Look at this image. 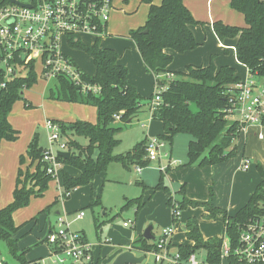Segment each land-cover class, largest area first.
I'll use <instances>...</instances> for the list:
<instances>
[{
    "label": "trees",
    "instance_id": "obj_1",
    "mask_svg": "<svg viewBox=\"0 0 264 264\" xmlns=\"http://www.w3.org/2000/svg\"><path fill=\"white\" fill-rule=\"evenodd\" d=\"M141 1L149 5L147 18L144 25L129 31V37L136 45L145 70L155 75L156 88L166 86L159 91L161 102L151 111V117L162 123L163 131L158 135L159 138L171 143L177 133L189 134L192 139L187 144L186 164L196 162L203 166L227 160L236 152L234 144L240 133L238 122L226 117L225 110L230 106L228 90L234 88L241 78L236 75L233 67H217L211 58L206 66L188 65L184 72L173 73L174 77L167 79V66L173 59L168 50L183 53L196 48L198 42L190 26L199 24L200 21L194 19L183 0H161L159 4H153L152 0ZM8 2L9 0H0V5ZM229 7L243 15L245 26L229 25L216 20L212 23L215 35L219 40L236 39L234 50L237 61L250 73L264 76V0H229ZM68 44L83 50L91 57L94 73L88 74L80 69V77L84 82L99 86V92H83L81 87L66 75L56 74L54 79L57 86L55 90H50L48 96L52 100L92 105L96 108L97 119L95 123L84 120L71 123L53 120L61 126L70 152L67 159L58 156V160L77 169L79 174L74 176L65 169L61 170L60 197H55L28 222L36 220L38 214L48 212L60 199L68 198L71 190L89 185L96 175L106 170L111 161H119L125 168L132 165L142 168L150 163L146 158V138L137 141L125 154H113L112 151L119 143L115 137L116 133L131 122L143 105L147 104L149 109L154 94L143 97L137 92L128 80L127 68L118 62V53L112 48L100 47L99 38L92 44L69 39ZM70 61L76 66L73 60ZM36 73L31 62L25 76L11 79L0 89V142L3 139L11 141L17 138L18 131L10 125L8 115L13 104L22 98V90L35 83ZM24 105L31 107L25 100ZM118 113V122H122L123 126L115 123L114 115ZM67 132L85 137L88 143L81 145L77 140L70 138ZM42 149L37 135L34 134L25 154L19 156L20 166L25 164L26 159L28 163L24 168L19 167L17 170L12 201L0 208V240L6 243L8 252L19 260L18 264L27 263L24 251L18 250L15 237L18 229L24 224L15 225L12 214L26 207L31 198L42 197L52 180L51 175L46 173L45 164L41 162ZM257 169L262 177L261 182L247 202L233 215L215 207L210 200H189L184 194L183 186L178 192L181 199H176L178 208L182 210L187 206H202L209 212V216L221 213L225 222L224 236L229 239L230 245L234 246L238 242L241 226L250 218L259 215L264 203V172L259 165ZM138 183L142 184L139 181ZM153 189L168 192L161 174ZM131 203L136 204L137 210L144 205L141 198L130 200L126 205ZM98 204V197L91 198L87 206ZM166 204L172 207L170 198ZM172 219L177 220L173 213ZM185 228L186 237L193 241V244L176 246L180 264H186L189 255L200 249L205 251V264H218L221 260L223 237L204 240L194 218L188 219ZM130 247L141 249L143 252L155 249L154 243L141 235L135 238ZM227 261L229 264H239L232 257L227 258Z\"/></svg>",
    "mask_w": 264,
    "mask_h": 264
},
{
    "label": "crops",
    "instance_id": "obj_2",
    "mask_svg": "<svg viewBox=\"0 0 264 264\" xmlns=\"http://www.w3.org/2000/svg\"><path fill=\"white\" fill-rule=\"evenodd\" d=\"M160 1L161 0H152L153 4H159ZM183 1L185 6L189 9L194 19L196 20L201 19L199 15V7L203 6L205 3L208 12V16H207L208 21H206L203 26L196 24L190 26L193 35L195 37V40L198 42V46L196 48L189 51H185L183 53H177L170 49L168 50L173 55L172 61L174 60L175 62L180 63L181 67H185L186 65L205 66L207 65L209 55L214 54L215 55L214 61L217 67L221 65H229L235 69L236 75L240 76V74H238L236 69V67L240 66L242 68H245V73H246V67L240 64L235 56L234 44L236 39L219 40L213 31L212 23L216 21L218 18L215 17L214 14L211 12L212 3L214 0H183ZM111 4H112V8L110 10L111 15L109 13V18L111 17V19H108L109 23L107 22L105 27V32L100 37V47L112 48L118 53L119 55L118 62L124 65L128 70L127 77L129 82L135 86L137 92L141 96L148 97L149 95L154 94L156 91L155 75L145 70L143 61L136 48V45L134 41L129 37V31L131 29H135L144 25V22L147 18L149 5L143 3L141 0H121L119 5L114 6L113 3ZM141 5L146 6L145 14L143 16L144 18L135 17V15H129V16L127 15L125 16L121 14L117 15L115 13L122 11L124 13L128 12V14L134 12L133 14H135L137 9ZM225 8H227L228 12L230 13L236 12L235 10L229 8V4L228 5L226 4ZM239 14L242 15L241 13ZM224 23L228 24L227 22ZM112 35L116 37L111 38ZM230 52L231 55H229ZM67 56L71 60H73L72 57H70L69 55ZM172 61L167 66L168 75L174 73V70L171 69V66L174 65ZM76 66H78L79 69L82 68L80 67L81 65L76 64ZM94 71L95 68L91 72H89V74H93ZM182 71H185V69H182ZM145 79H148L149 83L142 85V82ZM153 88L154 91L152 92ZM33 98L34 95L27 92L25 99L29 101L30 104H32L31 99ZM18 101L19 100H17L13 104L11 111L8 115V121L10 125L12 126L13 129L18 131L17 138L11 141L3 139L0 142V208L6 206L8 203L12 201V192L15 187L17 170L19 167L24 168L25 165L28 163V159H26L25 164L20 166L19 156L25 154L27 146L31 141L32 137L34 136V134L37 135L39 145L41 147H46L45 144L44 146L41 145L39 142L41 141V138H44V142L47 144V132L44 127L45 119L47 118L52 120L57 119L65 123H71L74 122L75 120H84L91 123H95L97 119L96 108L92 105L82 104L77 102L56 101L52 99L47 100L41 97L40 100H38L39 103L41 105H44V107H47L44 113L51 112V110L53 111L51 113L53 116L51 117L46 116L43 120L42 119L40 120L41 123L40 127L44 130V134L41 137L40 133L36 131V125H37L36 122L33 120L29 121L28 119H25L28 116H30L29 110H31V108L29 109L25 107L24 102L21 101H20L21 103L17 105ZM143 107H145V109L148 112L149 115L148 121L153 120V118L151 117V112L148 109V105L147 104L143 105L141 109ZM13 109L15 110V114L13 113L14 112ZM22 127L24 131L21 130ZM156 133H157L156 135H158L161 134L162 131ZM176 135L173 137L172 142L170 143L171 147L169 151L162 152L161 147L159 148L161 156L157 160L158 168L160 170V174L162 175L163 184L168 188V193L165 194L161 191H158L156 193L158 199H160L161 202L165 203L168 198L171 199L174 198V196H177V193L183 186L184 194L189 200L198 201V202H206L210 200V202L215 207L225 210L229 215H233L239 208H241L247 202V200L249 199V197L257 187V185L262 180V177L258 172L257 165H259L264 172V125H258V124L248 125L245 129L241 130L236 140V144L240 148L238 149L239 150L238 154L232 158L224 160L223 162L213 165L200 166L195 162L193 164L184 166L185 163L184 155L179 156L181 157V159L175 158L173 156V155H177L176 151H173V145H172L175 142ZM143 138L147 139V131L140 140H142ZM244 159H247L249 161V167L247 169L242 168ZM134 167L136 170L137 166ZM161 167L163 168L161 169ZM63 169H65L67 172H69L71 175L74 176H77L79 174V171L77 169L70 166H66L64 164H62L61 170ZM136 172H141V170L140 171L136 170ZM89 186H90V190L92 191L93 185H91L90 183ZM48 188L52 190V198L50 199L51 202L54 200L55 197H60V193H61L60 177L58 178L57 181L51 180L48 184ZM154 195L155 193L151 194L150 196L148 195L149 197L148 196L147 197L149 199H147L146 197L147 203L145 205H147L150 202V200L154 197ZM38 199L39 198H31L29 204L24 208H27L29 205L33 203V201ZM59 202L62 203L63 201L61 200ZM22 209L23 208H20L15 212H13L12 216L14 222L17 212H19ZM55 214L58 215L59 212L56 211ZM192 218L196 219L199 230L204 240H207L212 237H224L225 222L223 219V215L221 213H216L215 216H209V212L202 206H196V207L187 206L185 209L181 210L180 216L177 218L175 224L173 223L170 224L173 225L174 227V234L172 235V241H171L173 245L172 249H176V246L180 244L182 245L193 244V241L189 240L185 234L186 233L185 224L188 221V219H192ZM55 219L56 217H54L53 222L51 221L48 222V226H47V222L45 223L44 227H48V231L53 227ZM124 222H129V225H133V223L129 220ZM30 223H33L32 227L38 226L40 223V219L37 218L36 220L31 221ZM128 226H124V227H128ZM152 229H151V235L153 236V239H148V240L154 243L155 240L160 236L162 229L160 230V232H158L157 236L155 235V237L153 235ZM143 231L144 230L142 229L139 231L138 234L136 233L134 238L138 237L139 235L143 237ZM16 236L17 233L15 234V237ZM39 242L44 244L43 239L39 240ZM131 243L132 241L125 246H119L118 248L114 249V251H112L110 255L107 257L106 261H108L109 263L106 262L105 260L102 261V259H104V257L102 256L103 253L101 252L100 249L102 247V244L101 245L91 244V246L93 249V254H94V249L98 250V256L100 260L99 264L101 262H102L101 264H111L113 259L116 257V255L126 249H131V251H133L136 255H144V256H146V254L151 255L150 252H143L141 249L131 248L130 247ZM48 251L49 249L46 250L45 255L48 254ZM203 254L205 257V251L203 252ZM43 256H39V257H43ZM222 260L223 259H221L218 264H222ZM153 262L154 264H159L156 263L154 259ZM226 262L227 264H229L227 260ZM200 263L205 264V260L204 262L199 260L198 264Z\"/></svg>",
    "mask_w": 264,
    "mask_h": 264
},
{
    "label": "built area",
    "instance_id": "obj_3",
    "mask_svg": "<svg viewBox=\"0 0 264 264\" xmlns=\"http://www.w3.org/2000/svg\"><path fill=\"white\" fill-rule=\"evenodd\" d=\"M0 5V89L17 76H25L32 62L44 79L64 74L83 92L98 93L100 87L81 80L80 69L71 63L61 50V44L69 39L80 40L83 34L94 39L104 34L112 8V0H18ZM24 4H30L25 6ZM167 79L174 77L166 74ZM257 79V82L253 78ZM156 88L150 101V112L161 102ZM230 106L226 117L237 121L240 131L248 125H262L264 120V76L255 75L246 68V76L228 90ZM117 121L120 113L114 115ZM47 146L41 152V162L52 180H58L62 162L58 151H69L61 126L52 119H45ZM162 143L156 137L147 138L145 151L149 161L158 160ZM249 161L243 160L242 168L247 169ZM163 167H161L162 169ZM140 171L139 166L136 167ZM172 213L178 218L181 209L175 198H171ZM82 211L76 217L82 216ZM48 231L43 241L49 246L48 254L26 264H92L93 249L83 234L73 232L61 215ZM128 226L129 222H124ZM173 225L164 227L155 240V249L150 251L159 264H180L179 253L171 249ZM232 257L240 264H264V203L261 213L250 218L239 231L238 242L230 245L223 237L220 258ZM186 264H198L195 254H190Z\"/></svg>",
    "mask_w": 264,
    "mask_h": 264
},
{
    "label": "rangeland",
    "instance_id": "obj_4",
    "mask_svg": "<svg viewBox=\"0 0 264 264\" xmlns=\"http://www.w3.org/2000/svg\"><path fill=\"white\" fill-rule=\"evenodd\" d=\"M120 1L121 0H114L112 1V3L115 6L119 5ZM226 4H229V0L213 1L211 12L215 17H218L217 20L227 22L229 25H236L241 27L245 26L243 16L237 12H228L227 8H225ZM145 10L146 6L141 5L137 9L135 14H133L134 12L131 14H128V12L124 13L122 11L114 12L117 15H135V17L141 18L144 16ZM199 15L201 19H199L198 21H200V23L196 25L203 26L204 23L208 21V12L205 3L203 6L199 7ZM109 19H111V17ZM115 37L116 36L112 35L111 38ZM93 40V37L88 34H83L80 37V41L84 44H91L92 42H94ZM61 50L72 57L75 64L81 65L80 67H82L81 69L84 72L89 74V72L94 69L90 56L83 50L76 47H71L69 44L63 42L61 44ZM229 55H231V52L229 53ZM214 56V54L209 55L207 65L210 62L211 58L213 63L215 64ZM172 63H174V65L171 66V69L174 70V73L184 72L182 71V69H186V66H188L186 65L185 67H181L180 63H177L174 60L172 61ZM35 65L37 70V62ZM236 69L238 74H240L239 77L241 79H244L246 76L245 68L238 66L236 67ZM253 80L257 82V79L255 77L253 78ZM148 83V79H145L142 82V85ZM56 86L57 84L54 77H51L47 80L37 72L35 83L31 87L24 88L22 90V98L18 101L17 104L19 105L21 102H24V100L26 103H30L25 99L27 92L34 95V98L31 99L33 105L31 104V107H29V109L31 108V110H29L30 116L25 119H28L29 121L33 120L36 122V131L40 133L41 137L44 134V130L40 127V120H43L46 116H53L51 114L53 111L51 110V112L44 113L47 107L41 105L38 100H40L41 97L47 100L51 99L48 96L49 92L50 90H55ZM153 91L154 88L152 89V92ZM14 109L13 113L15 114ZM148 118V112L145 107H143L132 118L129 124H126L121 131L116 133L115 137L119 140V143L113 148L112 153L125 154L137 141H139L145 135L146 131L147 138L156 137L162 143V152L169 151L171 147L170 143L159 138V134L156 135V132L163 131V128L161 127L162 123L160 125V121L156 119L148 121ZM115 123L123 126V123L118 122V120ZM21 130L24 131L23 127ZM67 134H69L70 138L77 140L83 146L88 143L85 137L71 135L70 132H67ZM190 139H192V137L187 133H177L175 142L174 144H172L173 151H176L177 154L173 155L175 158L181 159V157L179 156L184 155V166L190 165L186 164L187 143ZM236 140L234 144L236 146V152L230 158L236 156L239 152L238 149L240 148L236 144ZM39 142L41 145L45 144L47 146V144L44 142V138H41V141ZM159 176L160 170L158 168L157 160L150 161V163L146 167H142L141 172H136L134 165L130 166L129 168H125L119 161H111L107 165V168L103 173H100L93 178L91 182V185H93L92 191L90 190L89 185H86L85 187H76L75 189L70 191V196L68 198L60 199V201H63L62 203L58 202L57 204L53 205L48 212L38 214L37 218L40 219V223L38 226L32 227L33 223H30L28 221L32 217L37 215V213L40 212L42 208H45L51 203L50 199L52 198V190L47 187L48 189H46L42 198L37 197L39 198L38 200L33 201V203L27 208H23L22 210L17 212L15 216V225L19 226L24 224L16 232L17 247L19 252L24 251V259L26 261L33 260L34 258L45 255L46 250L49 249V246L47 245V247L44 241V244L40 243L39 240L44 239V237L48 233V227H44L45 223L47 222L48 226V222H53L54 217L58 215L64 217L65 221L69 224V229L71 231L83 234L88 243L92 245L102 244V247L100 248L101 252L103 253L102 256L104 257L102 261H106L107 257L112 251H114V249L118 248L119 246H125L131 241L133 242L136 238H134L135 234H138L140 230H144L149 225H151L153 228L152 232L154 237L155 235L157 236L158 232H160L161 229L169 226L171 223L175 224L176 222V220L173 221L172 219V208L168 206L166 202H161V200L158 199L156 195L158 191H161L165 194L168 192L153 189V187L158 182ZM138 181L142 184L138 183ZM154 193V197L147 205H145L147 203L146 197ZM97 197L100 200V204L93 207H88L87 205L90 199H94ZM148 197L147 199H149ZM136 198H141V201L144 203L141 208L137 210L135 203L126 205L128 201L134 200ZM174 198L181 199V195L177 193V196H174ZM56 211L59 212L58 215L55 214ZM79 211H82L83 214L78 218L76 217V213H78ZM56 220L57 217L55 221ZM127 220L131 221L133 225L124 227L122 223ZM172 248L173 245H171V249ZM172 250V252H174L176 249ZM203 252V249H201L195 253L197 261L201 260L204 262L205 257ZM0 262L1 264L19 263V260L16 257H13L8 252L6 243L3 240H0ZM99 262L100 260L98 256V250L94 249L92 264H99ZM141 264H154L152 255L146 254L145 259ZM222 264H227L226 260L223 259Z\"/></svg>",
    "mask_w": 264,
    "mask_h": 264
},
{
    "label": "water",
    "instance_id": "obj_5",
    "mask_svg": "<svg viewBox=\"0 0 264 264\" xmlns=\"http://www.w3.org/2000/svg\"><path fill=\"white\" fill-rule=\"evenodd\" d=\"M13 3H18V0H9ZM25 6H30V4H24ZM146 31V30H145ZM129 122V121H128ZM58 156L67 159L70 156L69 151H58ZM151 229L152 226L149 225L146 227L143 231V238L144 239H153V236L151 235ZM144 255H136L131 249H126L120 252L116 255V257L113 259L111 264H141V262L144 260Z\"/></svg>",
    "mask_w": 264,
    "mask_h": 264
}]
</instances>
